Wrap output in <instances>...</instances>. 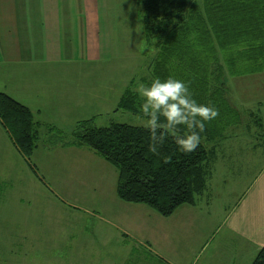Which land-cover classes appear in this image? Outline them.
<instances>
[{
    "label": "rangeland",
    "instance_id": "1",
    "mask_svg": "<svg viewBox=\"0 0 264 264\" xmlns=\"http://www.w3.org/2000/svg\"><path fill=\"white\" fill-rule=\"evenodd\" d=\"M65 1V11L78 2ZM195 1L200 0H190ZM99 17L100 61H77L64 77H84L82 99L76 100L84 106L95 99L98 109L90 115L94 127H147L149 120L116 111L132 78L134 90L142 93L138 79L148 77L156 56L145 44L135 0H99ZM85 77H91L90 83ZM225 79L240 122L226 128L214 147L207 145L215 157L208 164L204 192L168 218L130 204L137 207L138 218L127 222L138 228L136 239L108 224L131 213L116 198L115 168L87 149L67 152L44 137L27 161L0 129V264H219L218 254L233 255L238 237L230 225L238 219L236 204L260 184L257 176L264 168V72ZM73 128L61 132L69 137ZM142 209L150 214L143 217Z\"/></svg>",
    "mask_w": 264,
    "mask_h": 264
},
{
    "label": "trees",
    "instance_id": "2",
    "mask_svg": "<svg viewBox=\"0 0 264 264\" xmlns=\"http://www.w3.org/2000/svg\"><path fill=\"white\" fill-rule=\"evenodd\" d=\"M135 4L145 44L156 56L148 77L137 78L142 93L134 90L132 78L116 111L147 119L149 126L96 128L88 119L77 122L68 137L35 122L28 108L3 93L0 126L27 161L43 129L51 146L87 149L117 170L119 201L168 218L204 192L214 144L240 122L225 77L264 72V0ZM250 264H264V247Z\"/></svg>",
    "mask_w": 264,
    "mask_h": 264
},
{
    "label": "crops",
    "instance_id": "3",
    "mask_svg": "<svg viewBox=\"0 0 264 264\" xmlns=\"http://www.w3.org/2000/svg\"><path fill=\"white\" fill-rule=\"evenodd\" d=\"M73 4L65 11V0H0V93L28 108L35 122L59 131L92 119L90 115L98 109L95 99L87 98L90 104L85 101L84 106L76 100L81 98L84 87L80 82L84 77L64 76L67 67L77 61L94 64L101 59L99 0H78ZM59 72L62 77H49ZM90 78L85 77V82L90 83ZM61 91L65 92L62 97ZM57 121L69 124L63 127ZM40 137H49L48 132L43 129ZM257 177L260 184L237 202L238 219L230 225L238 237L233 243L236 251L233 255L218 254L219 264H250L264 247V168ZM119 204L131 213L107 223L119 234L136 239L138 228L127 222L138 218L137 207ZM139 213L143 217L150 214L144 209Z\"/></svg>",
    "mask_w": 264,
    "mask_h": 264
}]
</instances>
